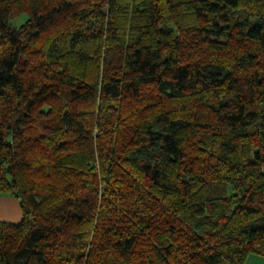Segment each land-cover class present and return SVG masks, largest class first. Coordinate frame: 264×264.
Returning a JSON list of instances; mask_svg holds the SVG:
<instances>
[{
	"label": "trees",
	"instance_id": "obj_1",
	"mask_svg": "<svg viewBox=\"0 0 264 264\" xmlns=\"http://www.w3.org/2000/svg\"><path fill=\"white\" fill-rule=\"evenodd\" d=\"M0 192V264L264 256V0H0Z\"/></svg>",
	"mask_w": 264,
	"mask_h": 264
},
{
	"label": "rangeland",
	"instance_id": "obj_2",
	"mask_svg": "<svg viewBox=\"0 0 264 264\" xmlns=\"http://www.w3.org/2000/svg\"><path fill=\"white\" fill-rule=\"evenodd\" d=\"M24 15L14 16L10 20L14 27L24 22ZM22 218L19 199L11 192H0V223L18 224Z\"/></svg>",
	"mask_w": 264,
	"mask_h": 264
},
{
	"label": "crops",
	"instance_id": "obj_3",
	"mask_svg": "<svg viewBox=\"0 0 264 264\" xmlns=\"http://www.w3.org/2000/svg\"><path fill=\"white\" fill-rule=\"evenodd\" d=\"M243 264H264V256L259 254H249Z\"/></svg>",
	"mask_w": 264,
	"mask_h": 264
}]
</instances>
